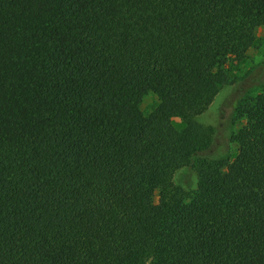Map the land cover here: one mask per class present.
Returning a JSON list of instances; mask_svg holds the SVG:
<instances>
[{"label":"trees","instance_id":"obj_1","mask_svg":"<svg viewBox=\"0 0 264 264\" xmlns=\"http://www.w3.org/2000/svg\"><path fill=\"white\" fill-rule=\"evenodd\" d=\"M261 25L264 0H0V264H264V93L231 159L194 119Z\"/></svg>","mask_w":264,"mask_h":264},{"label":"rangeland","instance_id":"obj_2","mask_svg":"<svg viewBox=\"0 0 264 264\" xmlns=\"http://www.w3.org/2000/svg\"><path fill=\"white\" fill-rule=\"evenodd\" d=\"M227 82L221 86L208 107L194 116L200 124L213 129V144L208 149L210 155L218 159H231L238 146L231 136L245 123L236 117L235 106L244 96L264 93V25L255 30V41L248 49L242 63L228 64ZM159 99L153 92L144 95L139 109L149 115L158 105ZM172 124L182 129L184 121L174 116ZM197 170L193 165H184L176 169L172 175L174 185L181 186L185 191H192L197 185ZM158 192L154 200L157 201Z\"/></svg>","mask_w":264,"mask_h":264}]
</instances>
